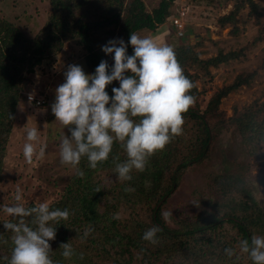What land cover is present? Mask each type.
<instances>
[{
	"label": "trees",
	"instance_id": "16d2710c",
	"mask_svg": "<svg viewBox=\"0 0 264 264\" xmlns=\"http://www.w3.org/2000/svg\"><path fill=\"white\" fill-rule=\"evenodd\" d=\"M177 1L161 0L150 11L143 0H50L52 17L35 34H28L24 28L0 17V184L3 161L25 90V76L59 56L75 38L87 52L84 58L87 70L94 74L101 60L112 58L101 47L97 48L98 33H108L102 45L113 39H123L127 45L131 32L155 31L165 24ZM227 2L233 3V9L220 23L223 27L230 24L232 35L239 34L237 17L246 7L250 16L260 23L259 3L254 0ZM258 40L262 37L247 49ZM200 46L172 47L177 62L192 83L194 78H199V71L205 75L207 66L228 64L244 52L243 49L219 52L215 60L203 61L196 52ZM127 54H132L131 45L127 47ZM190 69L195 71L193 75H189ZM254 77L255 74L237 77L210 101L211 107H216L230 92L251 85ZM112 87L113 83L108 85L110 98ZM195 93L192 88L190 94ZM35 97L45 100L39 107L46 105V96ZM211 107L205 111L189 108L183 114L181 134L150 157L143 172H134L131 181H116L115 162L126 158L119 143L113 144L108 160L99 163L96 169H90L82 157L78 168L84 175L77 172L61 198L49 206L67 208L70 213L57 226L55 239L49 241L51 259L59 264H252L247 254L239 252L238 242L252 235L264 236V200L259 202L250 197L256 189L264 193V101L255 100L245 114L233 119L248 162L234 161L228 165L224 162L222 172L213 171L210 177L204 178L202 184L206 188L189 187L179 202L174 200L178 192H183L180 187L184 173L204 162L213 148L216 125L208 118ZM254 169L259 171L254 174ZM125 186L134 191L126 192ZM114 213H119V219H112ZM10 220L11 217L0 219V264H8L11 253V233L3 226ZM153 225L160 228L154 245L141 239L143 232ZM89 226L93 231L81 239ZM67 242L74 249L69 260L60 255L62 249H59ZM225 248L235 249L236 254L227 257Z\"/></svg>",
	"mask_w": 264,
	"mask_h": 264
},
{
	"label": "rangeland",
	"instance_id": "374dc122",
	"mask_svg": "<svg viewBox=\"0 0 264 264\" xmlns=\"http://www.w3.org/2000/svg\"><path fill=\"white\" fill-rule=\"evenodd\" d=\"M143 1L151 11L161 0ZM254 1L261 6V21L257 23L246 7L237 17V26L240 30L237 36L231 34L230 24L223 27L220 23V19L233 9V3L227 0H178L165 24L155 31L137 32L141 37H150L158 44L170 47L186 48L201 45L196 48V52L203 61L215 60L219 52L244 50L239 59L231 60L228 64L207 66L205 75L199 71V78H194L193 81L196 93L195 101L190 106L192 110H207L217 93L231 86L237 77L242 74H255L251 85H243L230 92L221 99L217 108L214 106L210 108L208 118L216 125L213 132V148L204 162L188 168L184 173L180 187V191L183 192L177 193L175 202H179L185 196L187 188L204 187L206 185L202 184L205 182L204 178L210 177L209 173L212 175L213 171L222 172L224 162H227V165L234 161L245 164L248 160L233 119L242 113L245 114L247 107L255 100L264 101V0ZM0 17L8 19L16 27L24 28L28 34H35L44 29L52 17L50 0H0ZM175 20H180L181 28L173 23ZM106 33L103 31L101 35L97 34L98 40L95 42L97 48L105 43L103 39L108 34ZM261 37L262 40H258L254 46L247 49L249 44L252 45ZM78 40L75 38L69 42L59 56L49 59L44 66L37 68L35 73L25 76V90L17 109L13 132L3 161L0 205L14 204L13 197L19 188L25 207L31 203L38 205L41 202H47L50 206L61 198L70 179L79 171V168L62 165L59 159L60 139L64 134L70 137L69 127L74 126L63 129L55 122L51 111L55 89L64 82V73L69 65H79L85 74H90L84 59L87 52ZM106 61L110 66L113 64L112 58H106ZM194 73V70H189V75ZM117 83L118 81H114L113 87ZM106 91L109 92L108 86ZM41 94L46 96L44 107H36L27 102L29 95ZM33 127L37 128L38 141L34 143L33 160L27 163L23 157L25 128ZM41 147L45 151L42 158L38 155ZM258 171L259 169H254L253 173L256 174ZM250 197L260 202L264 200V193L256 189L252 191ZM124 212L123 216L126 215ZM9 218L0 212V219Z\"/></svg>",
	"mask_w": 264,
	"mask_h": 264
},
{
	"label": "clouds",
	"instance_id": "9594fccd",
	"mask_svg": "<svg viewBox=\"0 0 264 264\" xmlns=\"http://www.w3.org/2000/svg\"><path fill=\"white\" fill-rule=\"evenodd\" d=\"M128 45L132 54H127ZM101 50L110 55L111 66L104 60L96 66L94 74H85L79 65H69L64 82L55 89L51 111L64 129L69 127L70 137L65 134L59 142L60 163L78 168L81 158L88 167L96 169L109 158L113 144L119 143L126 158L115 162L116 181L133 179L134 172H143L155 153L163 150L172 138L182 132L183 114L194 103L190 94L194 87L175 58L172 47L158 44L150 37L131 32L128 44L123 39L109 40ZM118 81L119 87L111 89L109 97L106 86ZM38 141L37 128H25L23 157L31 163L34 143ZM39 157L45 155L41 147ZM80 176L83 171H78ZM127 191H134L125 186ZM15 203L0 205V212L12 220L4 222L11 233L12 244L8 264H59L50 257V243L55 239L57 226L69 217L67 208H50L47 202L25 207L19 188L13 197ZM196 205V204H193ZM112 219H119L114 213ZM93 231L86 227L81 239ZM158 225L145 230L141 239L158 242ZM240 253L247 254L252 264H264V236L252 235L238 242ZM60 255L69 260L74 255L70 242L62 243ZM231 258L233 248H225Z\"/></svg>",
	"mask_w": 264,
	"mask_h": 264
},
{
	"label": "built area",
	"instance_id": "2783aa9c",
	"mask_svg": "<svg viewBox=\"0 0 264 264\" xmlns=\"http://www.w3.org/2000/svg\"><path fill=\"white\" fill-rule=\"evenodd\" d=\"M173 23H174L176 26H178L179 28H181V26H182V23L180 22V20H175V21H173ZM27 99H28L29 102H31V103H35L38 107H39V106H42V105L45 104V100H44V98L37 99V98L35 97V95H29V96L27 97Z\"/></svg>",
	"mask_w": 264,
	"mask_h": 264
}]
</instances>
